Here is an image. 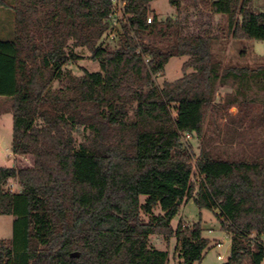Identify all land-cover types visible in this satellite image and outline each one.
<instances>
[{"label":"trees","instance_id":"obj_1","mask_svg":"<svg viewBox=\"0 0 264 264\" xmlns=\"http://www.w3.org/2000/svg\"><path fill=\"white\" fill-rule=\"evenodd\" d=\"M12 1L0 0L14 14L12 38L0 37V96L12 99V152L32 163L0 167V214L14 216L0 264H169L154 234L175 236V264H194L210 244L201 224L172 226L190 199L217 210L230 235L223 264H264V153L195 157L183 141L204 135L218 85L235 86L228 109L246 107L252 85L264 89V63L224 68L210 31L220 14L223 35L264 40L253 0H169L176 17L151 22L153 0H123L115 46L100 42L113 0ZM79 47L98 70L73 72ZM173 57H187L183 77L160 86ZM12 180L20 190L6 189Z\"/></svg>","mask_w":264,"mask_h":264},{"label":"rangeland","instance_id":"obj_2","mask_svg":"<svg viewBox=\"0 0 264 264\" xmlns=\"http://www.w3.org/2000/svg\"><path fill=\"white\" fill-rule=\"evenodd\" d=\"M12 4V0H3ZM251 10L264 12V0H253ZM190 11H193L190 8ZM150 15H158L159 19L167 17L175 18L177 13L169 0H154L150 5ZM14 14L10 5H0V37L11 39L14 27ZM123 14L119 3L116 4V13L110 21L107 32L100 42H109L115 46L117 30L120 29V21ZM215 26L210 29L212 34L217 35L219 40L213 46L217 59L222 62L224 68L229 66H249L256 68L264 63V40H237L230 35H223L221 26L225 23L220 14L213 17ZM78 55L76 63L70 67L77 75L83 73V69L95 71L99 69L98 62L91 58V52L85 47L75 49ZM187 57H173L167 64L163 73L156 75L155 81L162 85L165 81H174L183 77L182 66ZM235 86L231 82L226 85H218L216 92L217 109L206 121L205 132L202 137L190 135L183 137L188 141L195 157L201 151L211 153L214 158L226 160H247L262 159L264 153V130L262 121L264 89L256 85L248 91L247 105L241 108L232 106L226 108L225 100L228 94L234 92ZM12 99L8 96H0V167H7L12 164V133L13 113L11 111ZM240 109V111H239ZM24 164H31V160L22 161ZM202 179L197 168L193 171V181L198 188ZM196 188V189H197ZM147 196L142 195L141 199L146 200ZM217 210L200 208L194 199L185 201L179 209L178 214L172 220V226L177 227L180 220L188 225L201 224L203 235L210 240L209 247L204 258L194 264H223L227 261L230 252L231 239L228 232L222 227L216 215ZM160 214L159 208L154 210ZM13 215L0 214V238L10 243L13 235ZM152 245L156 248L169 251V264H175L174 252L176 247L175 236L167 237L164 234L151 236ZM222 243L219 246L218 243ZM218 254H224L225 258L218 259Z\"/></svg>","mask_w":264,"mask_h":264},{"label":"built area","instance_id":"obj_3","mask_svg":"<svg viewBox=\"0 0 264 264\" xmlns=\"http://www.w3.org/2000/svg\"><path fill=\"white\" fill-rule=\"evenodd\" d=\"M118 3L120 5V10H121L122 14H124V12H125V8H126V5H127L126 1L113 0L114 12L112 14V17L116 13V4H118ZM152 19H153V16L149 15L147 20H148V22H151ZM146 60H148L147 57H146ZM186 136L190 137V134L188 133V134H186ZM6 189L9 190V191H16L14 186H13V184L11 182L6 186ZM218 245L222 246L223 244L220 242V243H218ZM224 258H225L224 254H218V259L219 260H222Z\"/></svg>","mask_w":264,"mask_h":264},{"label":"crops","instance_id":"obj_4","mask_svg":"<svg viewBox=\"0 0 264 264\" xmlns=\"http://www.w3.org/2000/svg\"><path fill=\"white\" fill-rule=\"evenodd\" d=\"M154 1V0H153ZM152 1V2H153ZM151 2V3H152ZM151 3H150V5H151ZM11 161H13L12 162V164L10 165V166H7V167H11V166H14L16 163L18 164V163H20V164H24L22 161H23V159L24 160H29V158H27V157H25V156H20V155H14L13 154V152H11ZM11 183L13 184V186H14V188H15V190L16 191H18V190H20V187H19V184L16 182V181H14V180H12L11 181Z\"/></svg>","mask_w":264,"mask_h":264},{"label":"water","instance_id":"obj_5","mask_svg":"<svg viewBox=\"0 0 264 264\" xmlns=\"http://www.w3.org/2000/svg\"><path fill=\"white\" fill-rule=\"evenodd\" d=\"M73 256H74V254H73Z\"/></svg>","mask_w":264,"mask_h":264}]
</instances>
